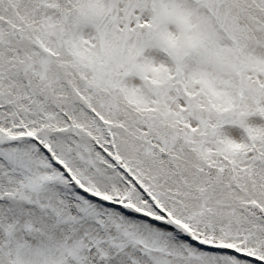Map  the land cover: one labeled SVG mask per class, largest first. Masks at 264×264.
<instances>
[{
  "label": "rangeland",
  "instance_id": "374dc122",
  "mask_svg": "<svg viewBox=\"0 0 264 264\" xmlns=\"http://www.w3.org/2000/svg\"><path fill=\"white\" fill-rule=\"evenodd\" d=\"M154 59L197 72L198 96L181 80L144 84ZM135 84L152 104L126 96ZM128 111L144 156L194 162L187 203L120 149ZM252 121L264 124V0H0V264H264L186 238L119 159L199 237L264 259V136ZM27 130L40 142L16 139Z\"/></svg>",
  "mask_w": 264,
  "mask_h": 264
},
{
  "label": "bare ground",
  "instance_id": "6f19581e",
  "mask_svg": "<svg viewBox=\"0 0 264 264\" xmlns=\"http://www.w3.org/2000/svg\"><path fill=\"white\" fill-rule=\"evenodd\" d=\"M243 59L247 61V58L245 57L244 54H243ZM154 63H156L155 59L149 61L148 65L144 68L143 79H142L144 84L147 83L151 86L166 87L168 89L169 82L174 80H181L184 83L185 87H188L190 90L192 89L193 90L192 93L195 94V96H198V93L196 92L198 91V89L196 86L193 85L194 80L197 77L196 75L197 72L194 71L193 73H188L182 76L180 73L177 72L178 67L176 66L175 63H170L165 67L163 66L157 67ZM254 66H256L255 63ZM201 75H203V73H201ZM70 83L71 81H69V84ZM119 90L120 92L124 91L123 89H119ZM147 93H148V89L144 88L141 84H135L131 88V90H128L126 92V96L132 98L134 95H138L139 97L138 101L140 103L144 105L152 104L151 99L149 98V93L148 94ZM139 94H142V96L140 97ZM70 98L73 99V96L71 95ZM127 103H130V101L127 100ZM149 107L150 106H147L146 108ZM248 109L252 111L251 115L253 118H257L261 116L259 113L252 110L251 108L248 107ZM130 112L131 111H128L123 115L121 137L117 141L119 143V146H121L120 149H122V151H129L132 157L134 156L135 159L139 160L143 165H147L152 170L153 176L157 178L160 184L166 186L174 197L183 198L184 199L183 203H187V201L185 200L193 198L196 195V192L192 191L193 180H190L194 162L192 163L190 162L189 156L175 161L171 160V156H169V154H166L164 151L162 155L158 154L157 152H154L149 156H144L141 152L142 145L140 142V139H142L144 135L140 134L141 131L138 126H133L134 124H132V120L135 113L132 114L129 121ZM183 112L184 111L181 109V114H183ZM84 116L90 117L87 114H85ZM82 121L84 120L82 119ZM250 128L252 132L255 134L254 135L255 137L261 135L264 136V124H258V123L255 124L252 121ZM23 142H31V141L24 140ZM147 170L149 171V169ZM194 171H195L194 174L201 178H205V177L209 178L211 176L209 171H202L200 168H196ZM214 176H216V174ZM169 200H171V198L168 199V204L166 202L164 208L166 210H169L170 208L171 211H173V207L170 206L171 202H169ZM174 208H176V210H179L180 208L184 209V207L180 205L179 207H174ZM260 222L264 224L263 220H260ZM196 236L197 233H195L193 237L195 238ZM22 242L23 239L19 238L18 246H21V244H23L22 245L24 246L23 248L26 249L27 244L25 246V243Z\"/></svg>",
  "mask_w": 264,
  "mask_h": 264
}]
</instances>
